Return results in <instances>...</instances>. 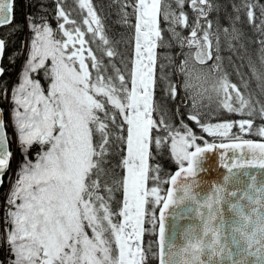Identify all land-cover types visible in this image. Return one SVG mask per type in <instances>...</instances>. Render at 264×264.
Listing matches in <instances>:
<instances>
[{"label": "snow or ice", "instance_id": "6c2138e0", "mask_svg": "<svg viewBox=\"0 0 264 264\" xmlns=\"http://www.w3.org/2000/svg\"><path fill=\"white\" fill-rule=\"evenodd\" d=\"M75 2L79 22L70 18L65 0H55V29L46 16L26 17L32 35L19 83L11 89L0 84V96H10L14 105L12 126L24 157L7 197L0 235L7 245V264H146L151 246L147 251L142 246L145 223L154 225L152 231L158 226L154 255L159 264H264V176L258 179L249 171L264 170V142L232 134L234 126L251 132L256 118L264 120V101L245 95L219 63L205 67L220 60V29L214 31L208 19L211 0H125L123 22L134 28L130 70L121 60L127 75L114 63L121 54L91 0ZM186 3L194 19L184 11ZM128 7L131 13L125 11ZM243 7L253 23L255 5ZM161 17L172 40L189 49L175 66L182 81H173L166 66L158 65L157 49L171 46L165 44ZM13 19L14 0H0V26ZM235 20L231 29H223L230 40L239 39ZM178 28L190 31L184 36ZM260 44L264 51V39ZM5 46L0 39V56ZM4 71L0 67V76ZM39 71L49 81L46 89L33 76ZM159 81L173 101L191 98L188 119L204 133L231 142L209 143L183 119L174 124L155 99ZM206 84L220 107L247 118L203 123L198 101L209 91ZM6 127L0 118V177L13 156ZM256 132L264 137V125ZM33 145L40 146L34 161L28 155ZM120 146L123 175L117 177L104 165ZM164 147L178 165L167 179H161V165L152 163L154 150L158 154ZM216 149L224 150L219 164L226 172L202 191L200 174L209 171L205 163ZM116 191H122L118 211L112 208ZM168 217L193 223L176 233L166 224Z\"/></svg>", "mask_w": 264, "mask_h": 264}, {"label": "trees", "instance_id": "16d2710c", "mask_svg": "<svg viewBox=\"0 0 264 264\" xmlns=\"http://www.w3.org/2000/svg\"><path fill=\"white\" fill-rule=\"evenodd\" d=\"M67 1V2H66ZM70 0H65L67 7ZM75 1V0H73ZM95 10L102 19L105 32L108 38L113 42V46L121 54L117 56L114 63L118 68L124 72V63L129 60V55L133 51V40L132 33L134 28L130 27L129 24L123 22V15L121 11V5L125 0H91ZM171 2V0H168ZM213 8L209 11L208 19L212 21L213 28H224L231 29L238 15L239 20H235V28L238 30L239 39L232 41L231 49L226 50L221 47L220 43V67L222 73L228 75L229 80L232 83L237 84L242 92L247 95L251 93L255 99L264 101V51H261L260 40L264 39V28H262V21H264V15L261 14V8L264 7V0H211ZM245 3H252L255 5V16L256 19L253 23L248 21L246 15V9L243 7ZM41 4L44 6V11L41 12ZM173 8L175 4L173 3ZM239 9V12H237ZM125 11L131 13L132 8L128 7ZM184 11L189 15L190 20L194 19L195 13L192 11L188 3L185 4ZM43 15L46 16L48 22L53 29L57 27V20L55 17V0H14V19L12 23L0 27V39L5 40V52L1 56L0 67L5 69L2 76H0V84L6 83L9 85L13 80L18 81L15 78V72L19 62L22 63V45L28 40L31 30L27 26L26 17L29 14ZM78 22L79 20L76 19ZM129 23L134 25V16L129 17ZM160 27L163 30L162 35L164 37L165 44L168 45L171 42V46H163L157 49L158 53V65L163 64L166 66V72L171 73L172 80H178V76L175 73V65L178 59L179 45L172 40V34L168 31L169 24L164 21L161 17ZM182 32V35L187 36L190 29H177ZM222 41V40H221ZM223 42V41H222ZM95 47V45H93ZM107 62V57H105ZM220 73V74H222ZM126 74V73H125ZM127 75V74H126ZM34 77L39 79L42 86L46 89L47 80L44 77L43 71L33 74ZM159 76V71H157ZM14 82V81H13ZM9 87V86H8ZM181 96L184 93L181 90ZM155 99L161 106L162 111L167 112V118H171V121L179 125L180 120L183 119L184 123L188 124L192 128L193 132L198 136H203L204 140L207 141H222L228 139H222L220 137H212L206 135L200 131L199 127L194 121H190L186 115V108H183V103L180 99L173 101L170 97L164 93V82L159 81L155 91ZM217 97L208 100L210 107L215 108V114L218 119L232 121L235 119L247 118L237 113H229L222 107L215 104ZM206 104V102H205ZM177 106H179V115L177 114ZM6 104L4 96H0V108L3 112V119L5 121V110ZM154 118L159 120V116L154 114ZM261 125H264V120L256 118L254 121V127L251 132H243L242 139H262L256 129ZM7 134L9 132L6 127ZM126 135V132L124 133ZM198 143H203L202 140H198ZM11 146V145H10ZM40 146L33 145L28 155L31 159L33 155L38 152ZM124 146L114 149V154L107 157L108 163L104 165L107 169H114L117 177L123 175V170L119 167L121 156L123 155ZM15 152L17 160H22L24 157L19 151L18 147ZM155 159L152 163L160 164L162 168L161 179H167V176L171 171L178 165L174 162L169 154L167 147H164L160 153H155ZM16 168V167H15ZM9 170L3 176V183L0 186V201L2 199V192L5 187L6 177ZM149 186H152L151 183ZM166 184L163 185L165 188ZM122 201V191L114 192V200L112 201V208L114 211H118L120 202ZM5 214V212H4ZM3 214V217H4ZM1 217V215H0ZM0 219H3L2 217ZM146 231L142 236V246L147 249L151 246V252L148 253L146 264H156V243H155V231H152L154 225L145 223ZM8 256V251L0 246V258L2 255Z\"/></svg>", "mask_w": 264, "mask_h": 264}, {"label": "rangeland", "instance_id": "374dc122", "mask_svg": "<svg viewBox=\"0 0 264 264\" xmlns=\"http://www.w3.org/2000/svg\"><path fill=\"white\" fill-rule=\"evenodd\" d=\"M68 4H69L68 6H70V8L68 7L67 10L68 11H71V17L70 18L71 19H75V20L78 19L80 21L82 19V17L80 15V9L78 8L76 2L73 1V0H70ZM64 6L67 7L66 3L64 4ZM134 23H135V17H134ZM216 29H217L216 27L213 28L214 31ZM31 35H32V33H30V36H29L28 40H26V42H24L23 45H22V57H23L22 58V63L19 62V66H17L16 72H15V78H18V81L15 82L16 80H13L14 82L12 81L8 85L9 86L8 87L9 89H11L12 86H14V85H16V84L19 83L21 73L23 71L25 62H26L27 57H28V45H29V41H30ZM133 35H134V31L132 33V37H133ZM219 36H220L221 47L223 49L230 50L232 48L231 47L232 41H234V40H230V36H226L224 34V32H223V29L219 31ZM213 44L215 45V41H213ZM188 52H189V49L187 47H185L183 49L179 48V50H178V59H177L176 65H178L179 62L184 59V55H182L181 53L187 54ZM216 54L217 53L215 52V49H213V56L215 57ZM218 55L220 56L219 53H218ZM133 56H134V41H133V51H132L131 55H129L128 62H126L127 65H128V69L129 70L131 68V59L133 58ZM219 62H220V60L218 62L215 61V60L209 61L207 63V65H205V67L206 68L207 67H210L212 63H219ZM48 63H50V61ZM219 65H220V63H219ZM199 67L200 66L197 65V68H199ZM124 72H125V69H124ZM175 73L178 76V80H181L182 81L183 80V76L180 73H178L176 71V69H175ZM219 74L220 73H218L217 75H219ZM34 78H36V77H34ZM48 83H49V81H47V84ZM204 87L205 88H208L209 91L206 92L203 95V97L201 99H199V101H198V110L200 112V119H201V121L203 123H206V124H215V123H220V122L226 121V120L218 119L217 115L215 114V108L210 107L209 104L207 103L210 98L211 99L213 98V96H216L217 97V95L210 90L211 85L210 84H206V85H204ZM46 88H47V85H46ZM182 92H183V90H182ZM4 100H5V104H6V107H5V110H6V113H5V123H6V126H7L8 130H9V132H8L7 135L9 136V138L11 140V151H16L17 143H16V139H15L14 128L12 126V109H13L14 105H13V103L11 101L10 96H7L6 98L4 97ZM205 102H206V104H205ZM215 104L218 105V106H220L219 105V98L218 97H217V101L215 102ZM191 107H192V100H191V98H187L185 100V102L183 103V108H186V115L187 116H188V113H189V110L191 109ZM238 120H240V119L232 120V122L238 121ZM199 129H200V131H202V129L200 127H199ZM205 134L208 135L207 133H205ZM232 134L233 135H239L240 137H242V134L243 133L240 132L239 126L237 125V126H234V128L232 129ZM222 139H227V138H222ZM39 151H40V148H39L38 152ZM12 153H13V156H12V159H11L10 167L7 169V171L9 170V173H7L6 183H5V187L3 189V192H2V199L0 201V215H1L2 218H3V214L5 212V209H6V201H7V197H8V194L10 192L12 183L15 181V179L17 177V172H18V170L20 168V165L24 161V158L22 160H20V161L17 160V156H16L15 152H12ZM36 153L31 158L33 161L36 158ZM3 228H4L3 219H0V235H2ZM87 231H89V234H91L90 233V230H87ZM0 246L4 249V251L7 250V245L6 244H3L2 240H0ZM7 259H8V256L7 255L5 256L3 254L2 257L0 258V262H3V264H7Z\"/></svg>", "mask_w": 264, "mask_h": 264}, {"label": "water", "instance_id": "95a60500", "mask_svg": "<svg viewBox=\"0 0 264 264\" xmlns=\"http://www.w3.org/2000/svg\"><path fill=\"white\" fill-rule=\"evenodd\" d=\"M7 25V24H6ZM5 26V25H3ZM2 27V26H0ZM1 60V56H0ZM0 118L3 119V112L2 109L0 108ZM253 140L255 142H264L262 139H249ZM209 143H216L219 144L221 142L223 143H230L231 141L229 140H222V141H208ZM203 144V143H202ZM223 149H216L214 150L213 153L208 154V159L205 163V167L209 169V171L202 172L200 174V179L203 182L202 184V191H207L208 190V184L211 181L217 180L222 174L226 172V169H223L220 164H219V155L221 152H223ZM239 150H237L238 152ZM232 150H228L227 155L231 156ZM178 170V166L174 168L170 174L175 173ZM7 171V170H6ZM249 171L255 172L257 175V178L260 179L261 176H264V170H259V169H249ZM0 179H3V177H0ZM1 186V184H0ZM168 185L165 186V189L167 188ZM157 217L159 216L158 209L156 211ZM191 223H193V220L191 218H177L173 220L171 217H168L166 219V224L169 226L170 231H175L176 233L182 232L186 227H188ZM157 240H158V226H156L155 230V243H156V253L158 251V245H157ZM156 264H159L158 257L156 256Z\"/></svg>", "mask_w": 264, "mask_h": 264}]
</instances>
